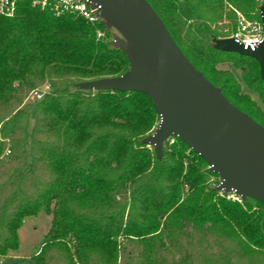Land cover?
<instances>
[{
    "label": "trees",
    "instance_id": "obj_1",
    "mask_svg": "<svg viewBox=\"0 0 264 264\" xmlns=\"http://www.w3.org/2000/svg\"><path fill=\"white\" fill-rule=\"evenodd\" d=\"M148 1L196 68L264 125L242 91L264 105L259 62L213 44L238 30L229 6L261 21L260 2ZM112 36L102 21L28 0L0 13V258L19 249L24 220L45 212L52 222L36 264H264V211L252 209L263 203L221 195L208 183L218 175L178 137L159 158L143 142L159 118L147 94L78 86L129 69Z\"/></svg>",
    "mask_w": 264,
    "mask_h": 264
},
{
    "label": "water",
    "instance_id": "obj_2",
    "mask_svg": "<svg viewBox=\"0 0 264 264\" xmlns=\"http://www.w3.org/2000/svg\"><path fill=\"white\" fill-rule=\"evenodd\" d=\"M115 29L111 45L123 50L127 71L80 82L92 90L139 91L154 102L155 131L143 142L162 157L172 136L206 160L220 177L216 189L264 204V125L235 106L186 56L148 0H88ZM264 23V1L260 6ZM216 48L252 56L264 81V34L252 50L233 37L214 38Z\"/></svg>",
    "mask_w": 264,
    "mask_h": 264
},
{
    "label": "rangeland",
    "instance_id": "obj_3",
    "mask_svg": "<svg viewBox=\"0 0 264 264\" xmlns=\"http://www.w3.org/2000/svg\"><path fill=\"white\" fill-rule=\"evenodd\" d=\"M263 1L264 0H256V2H260L258 13H260V6L263 3ZM229 9L233 12V14H236L237 16H239L240 14L241 15L243 14L241 10L237 9L236 7L229 6ZM250 15L256 16L257 12L253 11L250 13ZM110 30L112 31L113 36L114 34L117 33L116 30L113 28ZM113 36H112V39H113ZM223 67L231 68V69L233 68L230 64H224ZM234 71L239 76L240 74L239 70L234 68ZM47 87L50 88L49 85H44L40 87L39 88L40 90L38 91H41L42 93L44 91L47 92L49 90V89H46ZM242 91L245 92L252 100H255L256 102H258L264 110V105L261 103L260 95L255 90L248 89L247 87H245V85H243ZM36 99H39V98L34 95V92H32L27 97L26 102L30 103V106H31L36 101ZM158 123H159V118L155 121V123L153 124L152 128L149 130L146 136L152 134L155 131V129L158 126ZM150 147L153 148L152 146ZM219 182H220L219 176L211 175L208 178V183L212 184V186H214L215 188ZM220 194L223 195L224 192L220 191ZM225 194H226V197L230 200L238 201L240 203H242L243 201V199L241 198L237 199V198L232 197L229 193H225ZM252 209L256 210L257 212L261 210L264 211V207L256 203L253 205ZM51 222H52V215L45 213V212L39 213L38 215L33 216V217H27L24 220V223L19 230V236H20L19 249L17 251L10 253V255H8L7 257L0 258V264H18L24 261H26L28 264H36L35 261L32 259V256L37 253L39 247L41 246L48 230L50 229Z\"/></svg>",
    "mask_w": 264,
    "mask_h": 264
},
{
    "label": "built area",
    "instance_id": "obj_4",
    "mask_svg": "<svg viewBox=\"0 0 264 264\" xmlns=\"http://www.w3.org/2000/svg\"><path fill=\"white\" fill-rule=\"evenodd\" d=\"M19 0H0V13L7 16L13 15L16 4ZM32 6L41 9H48L56 16L72 15L80 17L88 22L97 24L103 22L98 7L92 5L88 0H28ZM264 23L259 20H249L244 15H239L238 30L231 37L239 42H243L245 47H250L254 50L263 38ZM105 35L104 30H98V36L103 37ZM46 89H49L48 87ZM41 91H35L34 95L41 98L45 93ZM170 143L175 141V137L172 136L168 139ZM232 197L240 199L241 197L229 193ZM242 199V198H241Z\"/></svg>",
    "mask_w": 264,
    "mask_h": 264
}]
</instances>
